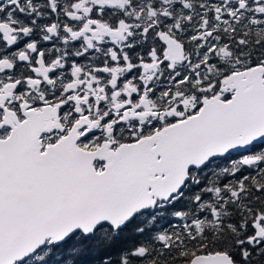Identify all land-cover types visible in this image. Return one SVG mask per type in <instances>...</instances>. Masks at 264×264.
I'll list each match as a JSON object with an SVG mask.
<instances>
[{"label": "snow or ice", "instance_id": "obj_1", "mask_svg": "<svg viewBox=\"0 0 264 264\" xmlns=\"http://www.w3.org/2000/svg\"><path fill=\"white\" fill-rule=\"evenodd\" d=\"M0 264H264V0H0Z\"/></svg>", "mask_w": 264, "mask_h": 264}]
</instances>
